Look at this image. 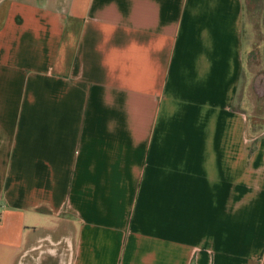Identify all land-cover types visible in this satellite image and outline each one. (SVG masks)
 Masks as SVG:
<instances>
[{
    "label": "crops",
    "instance_id": "obj_1",
    "mask_svg": "<svg viewBox=\"0 0 264 264\" xmlns=\"http://www.w3.org/2000/svg\"><path fill=\"white\" fill-rule=\"evenodd\" d=\"M245 6L0 0V264H264Z\"/></svg>",
    "mask_w": 264,
    "mask_h": 264
},
{
    "label": "rangeland",
    "instance_id": "obj_2",
    "mask_svg": "<svg viewBox=\"0 0 264 264\" xmlns=\"http://www.w3.org/2000/svg\"><path fill=\"white\" fill-rule=\"evenodd\" d=\"M260 0H246L244 15L245 61L244 72L238 89L241 98L240 108L250 115L254 131H260L264 125V29L262 26L263 9ZM240 94V95H239ZM43 247L44 252L36 259L40 264H70V249L62 244ZM37 254V252H34ZM33 261L31 255L26 257Z\"/></svg>",
    "mask_w": 264,
    "mask_h": 264
},
{
    "label": "trees",
    "instance_id": "obj_3",
    "mask_svg": "<svg viewBox=\"0 0 264 264\" xmlns=\"http://www.w3.org/2000/svg\"><path fill=\"white\" fill-rule=\"evenodd\" d=\"M260 2H261V9H264V3H263V0H260Z\"/></svg>",
    "mask_w": 264,
    "mask_h": 264
}]
</instances>
